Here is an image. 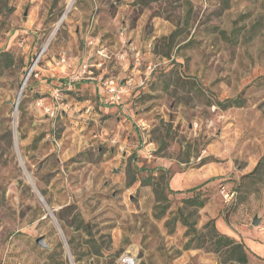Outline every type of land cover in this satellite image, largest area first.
Segmentation results:
<instances>
[{"label":"rangeland","instance_id":"obj_1","mask_svg":"<svg viewBox=\"0 0 264 264\" xmlns=\"http://www.w3.org/2000/svg\"><path fill=\"white\" fill-rule=\"evenodd\" d=\"M100 74L149 76L126 130ZM221 220L264 244V0H0V264H241Z\"/></svg>","mask_w":264,"mask_h":264},{"label":"crops","instance_id":"obj_2","mask_svg":"<svg viewBox=\"0 0 264 264\" xmlns=\"http://www.w3.org/2000/svg\"><path fill=\"white\" fill-rule=\"evenodd\" d=\"M86 61H88V60H83L81 64L83 65ZM118 63L122 65V69L121 68L118 69L121 72L120 74L126 75V68H127L126 62H122L121 60H118ZM99 65H100V62L97 66L100 67ZM58 68H60V67H58ZM122 77H124V76H122ZM82 78H87L90 80V81H86L87 82L86 84L89 87H91L92 94L95 95V100L93 101V103H94L93 105H95V106L98 105L100 111H102L104 114H109V113L115 114L119 110L124 113L123 119H120V123H121L120 127L122 126V128H123V126H124V130H126V100H125V102H122V103H113L114 106L107 105L108 103L106 102V98H105V95H106L105 89H104V87L101 83V79H100L101 74L99 76H92L90 78H88V76H84ZM49 91H52V90L50 89ZM109 104H111V103H109ZM116 106H120V107L116 108ZM90 107H92V106H90ZM90 107H88V108H90ZM117 118L119 120V116H117ZM131 124H132V121H130L128 123L127 128H130L129 126ZM104 129L108 130L107 128H104ZM125 141H126V139H125ZM187 184H188V182H187ZM172 185H175L176 187H178L179 185L183 186L184 184H183L182 177L179 175L174 177ZM218 223L220 225V228L223 230V233H225L229 236H232V237H236L240 241H244L245 244L247 245V247L250 248V250H249L250 253H252V254L255 253V254H258L259 256H264V244L262 242L256 240L255 237L249 236L248 234H244V233L237 234L236 232H232L230 225L223 220H221L220 222L218 221Z\"/></svg>","mask_w":264,"mask_h":264},{"label":"built area","instance_id":"obj_3","mask_svg":"<svg viewBox=\"0 0 264 264\" xmlns=\"http://www.w3.org/2000/svg\"><path fill=\"white\" fill-rule=\"evenodd\" d=\"M97 53L102 57V60L110 59L111 53L105 48L101 47L97 50ZM121 57H125V54H121ZM90 63H84L83 68L86 72ZM102 65V61L100 62ZM157 64L150 63L148 65L147 75H151V73L155 70ZM84 77V76H83ZM92 76H88L90 78ZM149 76H145L144 78H140V80L136 81L135 79H121L116 76H101V83L105 89V98L107 103H122L126 99V97H131L136 89L140 87H144L148 80ZM55 99H58V94H56ZM47 113L54 117L56 115V110L54 106L46 107ZM115 141V140H113ZM123 149V146H120Z\"/></svg>","mask_w":264,"mask_h":264},{"label":"trees","instance_id":"obj_4","mask_svg":"<svg viewBox=\"0 0 264 264\" xmlns=\"http://www.w3.org/2000/svg\"><path fill=\"white\" fill-rule=\"evenodd\" d=\"M219 103L224 108H227V107H233V106H242L244 105L245 100L241 96H238L236 98L226 99ZM261 164L262 162L260 161L256 165V167L253 169L252 172L259 170ZM185 201L188 204L197 205L198 207H203L205 205V200H199L195 196L187 198ZM167 208H168V205H165V207L163 208L162 214L159 215L160 217L163 216ZM181 217H182V221H184V224L188 226L186 235H189L191 232H193L194 235L197 234L198 232H197V228L195 227V224L194 223L190 224L187 218H184L183 216ZM215 231H216L215 233L216 238L214 240V244H215L216 249L222 250L225 248L226 249L225 253L228 255L229 259L236 260L241 264H246L248 262V256L246 252H244L243 250L244 248L243 243L237 242V240L233 238L232 236H229L225 233L218 232L216 228H215ZM214 235H212V238L214 237Z\"/></svg>","mask_w":264,"mask_h":264},{"label":"water","instance_id":"obj_5","mask_svg":"<svg viewBox=\"0 0 264 264\" xmlns=\"http://www.w3.org/2000/svg\"><path fill=\"white\" fill-rule=\"evenodd\" d=\"M260 221H261V218H260L258 215H256V216L254 217V219H253V224H254V225H258V224L260 223ZM37 241L40 242V243H42V244H44V242H43V238H42V237H39V238L37 239Z\"/></svg>","mask_w":264,"mask_h":264},{"label":"bare ground","instance_id":"obj_6","mask_svg":"<svg viewBox=\"0 0 264 264\" xmlns=\"http://www.w3.org/2000/svg\"><path fill=\"white\" fill-rule=\"evenodd\" d=\"M128 264H134V261H133L132 258H129V259H128Z\"/></svg>","mask_w":264,"mask_h":264}]
</instances>
